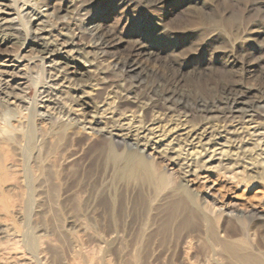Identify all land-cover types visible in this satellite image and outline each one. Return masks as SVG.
Segmentation results:
<instances>
[{
	"label": "rangeland",
	"instance_id": "374dc122",
	"mask_svg": "<svg viewBox=\"0 0 264 264\" xmlns=\"http://www.w3.org/2000/svg\"><path fill=\"white\" fill-rule=\"evenodd\" d=\"M46 4L41 10L63 21L59 30L47 23L32 28L58 42L59 31L73 36L74 51L62 50L59 56L67 55L62 62L73 66L77 52L80 61L93 60L92 67L100 74L77 63L74 75L77 84L92 81L96 86L89 100L99 103L121 82L134 92L129 101L156 96L160 101L162 91L174 90L172 107L183 120L197 127L219 123L215 125L223 134L220 126L226 120L227 126L231 117L218 110L234 98L246 108V115H254L253 125L258 123L264 134V0H46ZM15 13L0 5V15ZM91 28L102 40L89 35ZM24 37L0 32L5 41L0 43V101L9 102L16 94L30 100L38 87L36 73L25 74L22 65L43 47L42 40L29 38L22 45ZM28 44L31 50L25 49ZM124 60L136 63L137 70L126 74L121 68ZM228 88L233 94L225 92ZM122 99L116 103L119 108H135ZM13 118L1 107L0 139L13 166L0 168V229L7 221L16 232L0 237V264H247L227 254L222 247L227 242L264 261V181L255 178L245 187L223 169L208 180L195 179L190 189L197 209L185 201L184 208L175 210L181 196L171 189L178 171L151 148L146 156L163 168L169 181L161 191L119 176L102 137L67 129L61 139L49 137L40 150L29 151L30 126L18 127L26 135L19 138L11 126ZM174 131L171 137L180 133ZM51 144L54 151L48 150ZM4 156L0 153L1 163ZM11 204L22 205L21 213L9 212ZM11 254L21 259L7 258Z\"/></svg>",
	"mask_w": 264,
	"mask_h": 264
},
{
	"label": "bare ground",
	"instance_id": "6f19581e",
	"mask_svg": "<svg viewBox=\"0 0 264 264\" xmlns=\"http://www.w3.org/2000/svg\"><path fill=\"white\" fill-rule=\"evenodd\" d=\"M19 3H21V7L19 6ZM0 5L4 7V9H14L16 12L14 17L0 15V32L18 36L24 34L25 41L22 42V45H24L29 38H32L33 40H42L41 45L43 47L41 46L42 48L39 51H36V53L30 57V60H26L22 65L25 68V74L34 71L36 77L38 76V78H34L38 80V82L36 80L38 87L35 90L32 99L28 100L25 95H17L15 93L16 95L12 96V99H10L9 102L4 101L3 99L0 101V111L1 107H3L6 112L13 113L14 118L13 123L11 122V126L13 130L18 133L17 136L19 138L22 137L24 139V136L26 137V135L19 133L18 127L24 124L30 126V128L27 126L29 134L27 133L26 139V146L29 151L40 150L43 146L44 140L49 137L61 139L64 137V134H66L67 129L77 130L78 132L90 136L102 137L108 142V160L117 168L119 176L125 180H133L140 184L149 185L156 191H161L167 187L169 181L163 168L158 169L156 163L149 160L148 156H146V149L151 148V150L162 155V158L164 157L168 163L178 171L177 181L174 182V187L171 189L172 192H178L181 196L179 201L175 204V210L184 208L186 206L185 201H189L192 208L197 209L198 205L196 204L190 189L195 179L201 177L208 180L209 178H212L213 175H216L218 171L223 169L232 174L231 179L235 180V183L243 184L245 187H249L256 179L264 181V157H262L264 156V147H260L264 144V134L257 128L258 123H255L257 125H253L254 115H246V108L243 107L239 100L234 98L228 99L225 103V107L219 108L218 110V112H222L225 116L227 114L231 117V120L228 118L229 124H227V126H225L227 120L224 125L220 126L223 129V134L218 131L219 127L217 125H219V123H215L217 124L215 125L213 122L212 127H210L211 125L208 126L209 124H206V126L201 125V127L198 125L197 127L194 123H190L191 125H189L186 118L183 120L184 118L182 119L181 116H179V112L177 113V110L172 107L176 96L174 90L166 91V89L161 93L159 92L160 101L155 99L157 96H154L155 98L150 97V100L148 97V100L134 98L129 101L131 98L130 94H133L134 92L130 93L125 90V85L123 87V82H121L115 86V91H112V93L107 92L105 98L99 103L91 101L92 99L89 100V96L93 91L92 88H95L96 86L93 87L94 84H90L92 81L85 84H77L74 75L76 73L77 63L86 66L85 68L87 71L91 72L93 75L95 73L96 75L100 74L98 68L92 67L94 66L92 64L93 60H88L89 58H86L85 60L80 61V52H77L74 57L72 56L71 61L73 62L71 63H73V66H70L68 61L65 62L64 60L62 62L61 60L67 58V55L65 57L59 56L62 55L60 54L62 50L74 51L75 43L73 41V36L68 32L66 33V29L64 32L59 31L58 37H60L58 42V40H52V38L50 39L47 37L44 32L40 31V28H32V26H39L47 23V25L50 24L52 29H55L58 24H62L63 21L59 16L41 10L43 6L47 5L46 0H0ZM23 6H25L24 9H22ZM81 9H83L82 6ZM77 24L78 21L76 25ZM91 29L89 35L92 38L102 40L96 29ZM51 33L49 32L50 35ZM55 38L56 37H53V39ZM0 43H5V41L0 39ZM26 48H29V50L32 49L29 44L25 46V49ZM32 58L36 61H31ZM62 63L64 65H62ZM121 68L122 70L124 69L127 74L136 71L138 66L130 60H124L121 62ZM102 77L104 79V76H101V78ZM138 78L136 77L135 79ZM239 89L241 90V88ZM155 91L158 92L157 89ZM225 92L227 94H233L232 89L229 88L226 89ZM260 96L261 95L259 94V98ZM122 97H124V101H129L134 104L135 108H119L116 103L119 99H122ZM141 97L142 96H140V99ZM151 99L153 100L151 101ZM158 101L159 103L161 102V105ZM211 104H213V102H211ZM147 109L149 111V117H145V114L147 115L145 110ZM209 111L211 110L209 109ZM196 112H198V110ZM211 116L213 117L212 114ZM211 116H209V118H211ZM206 120L207 123L212 122L210 119ZM35 121L37 122V127L36 129H33L32 125ZM176 129H178V132L180 131V133H176V136L174 135L171 137V132H175L174 130ZM0 133H2V131ZM168 138L169 140H167ZM219 139H222V141L220 142ZM163 141L166 142L163 143ZM250 144H252L251 147ZM53 147L54 144H51L48 150H53ZM255 147L258 149L261 148L260 151L255 153V151H253ZM117 148L123 150L119 152L117 151ZM7 150L5 142L0 139V153L5 154L4 162H0L1 170L6 167V164L11 169L13 166L10 160L11 158L6 155ZM37 153V155H39V152ZM216 181L217 178L213 180V185H216ZM9 189H12V187ZM17 203L19 202L17 201ZM11 205L9 212L16 214L21 213L22 205ZM257 212L258 211H256V213ZM14 232H16V229L6 221L0 229V237L13 234ZM211 234L213 235V232H211ZM222 247L231 258L240 263L264 264V261L259 258L243 254V248L237 247L235 244L227 242L222 244ZM1 250L2 249H0V251ZM7 258L19 260L21 259V256L11 254L8 255ZM135 264H138V262L135 261Z\"/></svg>",
	"mask_w": 264,
	"mask_h": 264
}]
</instances>
